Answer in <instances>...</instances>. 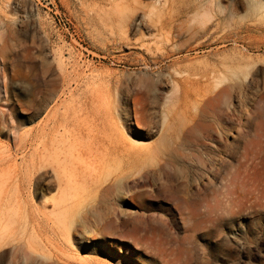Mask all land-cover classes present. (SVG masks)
<instances>
[{"label":"bare ground","instance_id":"bare-ground-1","mask_svg":"<svg viewBox=\"0 0 264 264\" xmlns=\"http://www.w3.org/2000/svg\"><path fill=\"white\" fill-rule=\"evenodd\" d=\"M174 1L154 0L145 14L160 36L168 28L163 11L180 4ZM194 1V8L207 11L213 0L187 2ZM95 5L122 28L143 8L141 0H95ZM234 11L232 6L231 17ZM54 60L62 69L61 54ZM222 62L220 67L205 61L202 70L191 62L187 71L172 68L168 91L140 75L117 79L90 103L87 96L40 90L43 100L52 102L46 117L25 131L20 157L0 155V264H112L66 255L64 249L72 251L86 234H118L146 250L153 264H180L187 262V223L206 229L224 216L235 219L248 206L262 214L264 185L255 169L264 165V118L244 112L236 138L242 150L223 147L225 124L237 125L253 82L238 81ZM5 113L1 107L0 125L15 135L17 126L2 119ZM231 159L238 164L220 185L221 172L234 167ZM241 174L248 193L239 194L232 181ZM147 185L153 189L142 193ZM128 193L134 201L135 196L158 199L165 215L143 208L126 213L122 205Z\"/></svg>","mask_w":264,"mask_h":264},{"label":"rangeland","instance_id":"rangeland-1","mask_svg":"<svg viewBox=\"0 0 264 264\" xmlns=\"http://www.w3.org/2000/svg\"><path fill=\"white\" fill-rule=\"evenodd\" d=\"M187 1L176 0L174 7L163 11L168 28L160 36L157 27L145 17L154 0H141L143 8L126 28L112 24L95 0H0V109L6 112L2 119L14 122L18 129L15 135L8 136L7 128L0 125V155L21 156L25 131L46 117L47 105L52 103L41 97L44 89L65 91L76 99L87 96L90 103L117 79L125 81L131 75H140L148 82L150 79L152 86L168 91L170 87L165 82L174 68L187 71L196 63L193 68L198 64L202 70L205 61L220 67L224 61L237 74L238 81L253 82L247 90L246 103L239 106L237 125L225 124V133L220 136L223 147L239 154L242 149H237L236 138L245 122L244 112L262 114L264 118V0H213L207 6L208 12L206 7L194 8L197 1ZM232 6L233 17L229 12ZM57 53L64 60L62 69L54 60ZM131 115L134 119L133 112ZM129 135L126 137L131 139ZM12 161L9 163L15 162ZM228 161L234 167L221 172L223 179L217 182L220 185L230 178L227 171L232 172L238 164L236 159ZM258 166L261 168L255 170L263 187L264 165ZM206 177L212 179L210 174ZM232 181L239 194L249 192L248 184L242 183L246 190L240 184L242 174ZM214 186L212 181L210 187ZM140 189L144 193L153 188L147 185ZM135 197L136 201L130 193L124 195L122 209L126 213L138 214L143 208L165 215L158 199L143 201ZM250 209L244 207L233 220L224 216L210 222L206 229L191 226L192 221L187 223V262L184 259L179 263L264 264V212ZM72 247V251H64L73 260L88 255L112 264H153L146 250L118 234H86Z\"/></svg>","mask_w":264,"mask_h":264}]
</instances>
